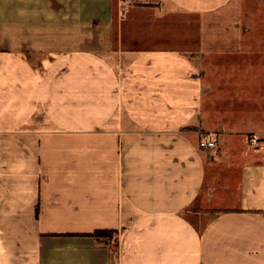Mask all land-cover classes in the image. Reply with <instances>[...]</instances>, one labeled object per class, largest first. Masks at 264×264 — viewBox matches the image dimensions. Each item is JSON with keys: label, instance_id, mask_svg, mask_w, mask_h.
<instances>
[{"label": "crops", "instance_id": "crops-1", "mask_svg": "<svg viewBox=\"0 0 264 264\" xmlns=\"http://www.w3.org/2000/svg\"><path fill=\"white\" fill-rule=\"evenodd\" d=\"M263 13L0 0V264H264Z\"/></svg>", "mask_w": 264, "mask_h": 264}, {"label": "built area", "instance_id": "built-area-1", "mask_svg": "<svg viewBox=\"0 0 264 264\" xmlns=\"http://www.w3.org/2000/svg\"><path fill=\"white\" fill-rule=\"evenodd\" d=\"M259 138L256 135H253L249 138V142L252 146H257L259 143ZM219 139L215 133H205L201 132L199 136V146L203 150L210 152H216L218 150Z\"/></svg>", "mask_w": 264, "mask_h": 264}, {"label": "trees", "instance_id": "trees-1", "mask_svg": "<svg viewBox=\"0 0 264 264\" xmlns=\"http://www.w3.org/2000/svg\"><path fill=\"white\" fill-rule=\"evenodd\" d=\"M112 235V231H97L94 233V236L99 237V236H110Z\"/></svg>", "mask_w": 264, "mask_h": 264}, {"label": "rangeland", "instance_id": "rangeland-1", "mask_svg": "<svg viewBox=\"0 0 264 264\" xmlns=\"http://www.w3.org/2000/svg\"><path fill=\"white\" fill-rule=\"evenodd\" d=\"M261 18H264V13H263V15H261ZM195 208V207H194Z\"/></svg>", "mask_w": 264, "mask_h": 264}]
</instances>
